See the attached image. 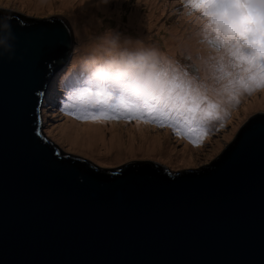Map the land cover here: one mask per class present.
Instances as JSON below:
<instances>
[{
	"label": "water",
	"instance_id": "1",
	"mask_svg": "<svg viewBox=\"0 0 264 264\" xmlns=\"http://www.w3.org/2000/svg\"><path fill=\"white\" fill-rule=\"evenodd\" d=\"M0 41V264H264V111L199 165H100L37 135L68 22L0 5Z\"/></svg>",
	"mask_w": 264,
	"mask_h": 264
},
{
	"label": "snow or ice",
	"instance_id": "2",
	"mask_svg": "<svg viewBox=\"0 0 264 264\" xmlns=\"http://www.w3.org/2000/svg\"><path fill=\"white\" fill-rule=\"evenodd\" d=\"M187 9L185 0H181ZM199 13V35L218 54L208 65L219 72L202 80L186 66L157 57L153 77H93L88 72L70 73L63 81L67 93L61 111L81 121L132 120L169 127L194 147L204 137L224 127L229 107L241 95L264 88V0H188ZM187 15L191 13L187 11ZM223 81V83H220ZM37 135H43L37 129Z\"/></svg>",
	"mask_w": 264,
	"mask_h": 264
},
{
	"label": "rangeland",
	"instance_id": "3",
	"mask_svg": "<svg viewBox=\"0 0 264 264\" xmlns=\"http://www.w3.org/2000/svg\"><path fill=\"white\" fill-rule=\"evenodd\" d=\"M19 2V0H0V5H6L34 16H47L51 13L68 22L72 30L73 45L68 59L48 79L40 103L43 134L64 150L100 165H113L132 158H148L170 170L180 169L204 163L229 140L245 115L253 110L264 111V97L261 95L264 88H259L250 95L239 99V104L234 105L229 111V115L224 121V127L217 125L216 129L204 139L201 151L196 154L187 150V153L191 151L195 155L191 162L175 163L164 156V153L170 152L167 150L170 146H175L174 151L170 152L171 154L182 152L183 136L174 134L169 127L161 128L152 123L137 120L126 122L124 119H120L93 122L101 123L102 126L104 124L103 139L107 138L106 143L109 142L113 123L116 124L115 130L117 129L119 132L120 142L115 140L117 145L111 146L110 150H107L109 153H103L100 150L101 153L95 154L98 150L90 153L76 149L65 141L62 133L56 134V130L62 122L68 121V119H74L80 123L83 121L61 111L66 92L55 86L61 84L63 73L73 62L76 61L83 65L84 59L90 54L83 53V45L90 44V39L99 41L106 33H119L122 43L124 38L130 40V43L124 45L125 47L129 48V44L135 41L140 46L131 48L133 50L154 49L157 51L158 57L166 63L171 61L177 66H186L193 75L196 74L193 70H198L201 79L207 78L208 83L212 82V76L220 75L219 72L213 73L208 69V65L213 63L211 58L218 54L198 34L202 23L197 19L199 14L187 15L188 10L183 7L181 0H107L106 3L104 0H66L65 4L69 3L71 7L65 9L59 7L60 0H53L52 3H45L53 6L49 11H43V6H39L41 3L36 4L34 0L29 1L30 5ZM37 10L39 12H36ZM79 72L84 73V68L82 67ZM138 126H146L149 130L140 131L137 129ZM130 135L135 138L132 140V144L128 145L126 142ZM154 135H159L160 138L152 145L151 139ZM126 151L128 152L127 156H124ZM117 158L120 159L117 160Z\"/></svg>",
	"mask_w": 264,
	"mask_h": 264
},
{
	"label": "bare ground",
	"instance_id": "4",
	"mask_svg": "<svg viewBox=\"0 0 264 264\" xmlns=\"http://www.w3.org/2000/svg\"><path fill=\"white\" fill-rule=\"evenodd\" d=\"M20 4H29L30 0H19ZM36 1V4H40L39 6H43L42 10L43 11H49L52 10L53 6H51L50 4L47 5L45 3H52L51 1L53 0H34ZM66 0H60V8H69L71 7V4L66 3ZM47 5V6H46ZM45 6V7H44ZM36 12H39L38 10ZM100 43L99 41H95L93 39H90V44L87 45H83L84 47V52L83 53H91L93 51V49ZM140 45L133 41L131 44H129V48H137ZM133 50V49H131ZM83 67V65L81 63H77L76 61L73 62L70 67L67 68L66 72L63 73L62 75V81L61 84L56 85L55 87H60L63 91V81L64 79L70 74V73H74V72H79L81 70V68ZM60 68V67H59ZM57 68L56 71L59 69ZM78 69V70H76ZM55 71V72H56ZM54 72V73H55ZM53 73V74H54ZM52 74V75H53ZM62 86V87H61ZM255 91V90H254ZM67 94V93H66ZM261 95L262 97H264V90L261 91ZM247 95H241L239 97V99L244 98ZM64 101V99H63ZM231 108H233V106L229 107L227 105V102L225 101V110L229 111L231 110ZM225 121V120H224ZM95 121L92 120H87V121H83V122H77L74 119H68V121L62 122V124H60L56 130V134H60L62 133L63 138L65 139V141L69 144H71V146H73L76 149L85 151V152H90L93 153L94 150H98L97 153L95 154H99L101 153L100 150H102L103 153H109L110 147L111 146H116V142L115 140H118L120 142V140L118 139L119 137V132H117V129L115 130L116 124L113 123V130L111 131V134L109 136V142L106 143L107 138L103 139L104 136V132L103 131V126L101 123H93ZM111 126V127H112ZM138 130L140 131H148V127L146 126H138L137 127ZM209 136V134L207 136L204 137L207 138ZM135 137L133 135H130L129 138L127 139V144L131 145L132 144V140ZM160 138L159 135H154L152 136L151 139V144L153 145V143ZM182 144L184 145L181 149L182 152L180 153H176V154H171L170 152H173L175 149V146H170L167 150H169L170 152H167V154L164 153L165 158H167L169 161L175 162V163H186V162H191L194 160L195 155H193L191 153V151L195 152L196 154L201 151V146L204 145V143L200 146L194 147L193 144L185 137H182ZM101 145V146H100ZM104 149V151H103ZM149 150H151L149 148ZM187 150H191L190 153H187ZM107 151V152H106ZM131 152V150H130ZM127 151L124 153V156H127ZM94 155V154H93ZM98 156V155H96ZM101 157V156H99ZM115 157H117L115 155ZM106 158V157H104ZM123 158V157H122ZM120 158H117V160Z\"/></svg>",
	"mask_w": 264,
	"mask_h": 264
},
{
	"label": "clouds",
	"instance_id": "5",
	"mask_svg": "<svg viewBox=\"0 0 264 264\" xmlns=\"http://www.w3.org/2000/svg\"><path fill=\"white\" fill-rule=\"evenodd\" d=\"M106 3L107 0H104ZM190 15L199 14L185 0ZM8 27L7 23L3 25ZM3 43V41H0ZM130 43L124 38L122 43L119 33L109 32L100 38V43L84 59L83 68L93 77L114 79L116 76L142 75L150 80L156 68L158 53L154 49L131 50L124 45Z\"/></svg>",
	"mask_w": 264,
	"mask_h": 264
}]
</instances>
